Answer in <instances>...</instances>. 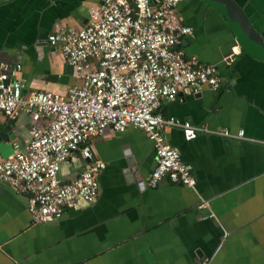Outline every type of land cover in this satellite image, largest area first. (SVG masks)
I'll return each instance as SVG.
<instances>
[{"label":"crops","instance_id":"obj_1","mask_svg":"<svg viewBox=\"0 0 264 264\" xmlns=\"http://www.w3.org/2000/svg\"><path fill=\"white\" fill-rule=\"evenodd\" d=\"M100 1L0 0V64L21 65L24 93L65 94L78 82L47 36L79 29ZM234 1L264 39V0ZM177 11L192 28L179 47L199 63L217 64L221 81L218 90L180 91L158 107L208 129L162 130L192 166L194 188L166 179L148 187L152 141L140 129L107 127L89 141L104 163L93 202L36 223L25 198L0 182V264H264V60L241 51L227 19L205 1L183 0ZM42 123L24 110L0 114V131L8 125L12 143L27 142L31 126ZM225 129L243 136H223ZM87 163L73 152L60 178L73 179Z\"/></svg>","mask_w":264,"mask_h":264},{"label":"built area","instance_id":"obj_2","mask_svg":"<svg viewBox=\"0 0 264 264\" xmlns=\"http://www.w3.org/2000/svg\"><path fill=\"white\" fill-rule=\"evenodd\" d=\"M181 1L101 0L79 29L51 32L47 42L59 48L78 80L65 94L24 93L16 77L21 65L0 64V114L16 117L24 110L33 120L43 119L31 126L27 142L13 143L12 154L0 157V182L25 198L33 222H52L65 208L95 200L104 163L95 157L89 141L107 127L116 132L140 129L152 141L156 164L147 177L148 187L166 179L194 188L192 166L166 142L162 130L165 126L208 129L163 116L158 107L180 91L218 90L221 81L216 64L199 63L179 47L181 37L191 32L177 11ZM220 134L243 136L241 130L233 134L225 129ZM76 151L88 163L64 181L60 165Z\"/></svg>","mask_w":264,"mask_h":264},{"label":"water","instance_id":"obj_3","mask_svg":"<svg viewBox=\"0 0 264 264\" xmlns=\"http://www.w3.org/2000/svg\"><path fill=\"white\" fill-rule=\"evenodd\" d=\"M203 1L218 9V11L227 19V22L234 34L235 41L241 51L246 52L256 59L264 60V39H262V37L254 30L247 16L234 0ZM228 56H231V58L235 57V55L232 53H230ZM200 92L201 91L195 93L194 95H198ZM12 152L13 143L9 139V126L5 125L0 131V157L6 158L7 156H10ZM155 164L156 155L151 166L152 169L154 168Z\"/></svg>","mask_w":264,"mask_h":264},{"label":"flooded vegetation","instance_id":"obj_4","mask_svg":"<svg viewBox=\"0 0 264 264\" xmlns=\"http://www.w3.org/2000/svg\"><path fill=\"white\" fill-rule=\"evenodd\" d=\"M190 28H191V27H190ZM190 33H192V28H191V32H190ZM190 33H189V34H190Z\"/></svg>","mask_w":264,"mask_h":264}]
</instances>
